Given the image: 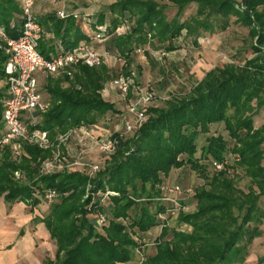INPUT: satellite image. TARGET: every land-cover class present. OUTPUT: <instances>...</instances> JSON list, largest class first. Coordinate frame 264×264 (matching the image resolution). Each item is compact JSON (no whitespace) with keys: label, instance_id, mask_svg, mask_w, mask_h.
<instances>
[{"label":"trees","instance_id":"16d2710c","mask_svg":"<svg viewBox=\"0 0 264 264\" xmlns=\"http://www.w3.org/2000/svg\"><path fill=\"white\" fill-rule=\"evenodd\" d=\"M169 1L179 10L172 20L167 18L166 5L160 0H116L106 12L89 19L75 14L60 19L53 13L46 18L53 22L58 33L63 31L58 53L74 49L82 40L90 41L101 27L104 38L115 35L110 43L119 56L127 59V75L131 54L136 49L150 44L154 49L175 51L184 46L181 41L175 42L184 31L197 43L203 31L226 29L232 16L250 28L256 54L242 64L228 63L211 69L187 93L173 95L163 105L149 102L146 120L135 130V136L131 140L123 138L116 152L104 158L100 171L92 178L80 170L43 173L41 162L50 158L53 148L26 145L18 161L12 160L9 148L1 153L0 196H4L6 203L23 202L35 209L46 202L47 190L59 194L47 214L36 217L57 245L55 259H48L47 264L130 261L141 240L137 231L144 233L160 224L158 214L164 207L160 205L156 212L149 207L160 196L158 185L162 175L185 165L208 181V188L195 193L196 210L179 215L180 221L190 224L193 231H173V238L166 240L169 227H163L157 238V253L142 264L243 262L249 245L262 233L264 210L259 201L264 198V126L256 128L254 116L264 107V0ZM19 2L0 0V27L8 38H17L21 33ZM191 2L198 4L196 16L180 20L182 11ZM212 16L223 23H211ZM125 20L134 22L131 31L116 34ZM85 22L93 25L92 33ZM4 44L0 37V46ZM53 50L47 47L42 35L40 51L49 58ZM7 61V54L0 48V120L7 96ZM75 68L68 87L60 79L49 80L51 106L40 114L39 123L32 126L48 132L56 144L59 136L69 129L96 125L107 112H116L114 103L102 95L104 84L111 79L110 68L106 64L95 67L79 64ZM64 77L70 78L67 74ZM220 125H224L228 138L218 133ZM202 135L207 136V143L197 156ZM123 147L128 154L122 152ZM230 155L236 158L234 164L251 177L247 193L236 188L230 178V170L235 167ZM216 164H222V168L218 169ZM16 171L23 173L21 179L15 178ZM99 191L102 196L93 202L92 196ZM106 191L112 194L101 204ZM234 208L241 216H235ZM100 211L108 218L102 226L96 224V213Z\"/></svg>","mask_w":264,"mask_h":264},{"label":"rangeland","instance_id":"374dc122","mask_svg":"<svg viewBox=\"0 0 264 264\" xmlns=\"http://www.w3.org/2000/svg\"><path fill=\"white\" fill-rule=\"evenodd\" d=\"M39 1L45 4L46 8L51 7V11L57 18L64 19L59 16V12L64 11L68 14L77 10L78 13L82 14L83 18H91L101 12H106L107 7L116 0ZM160 3L166 5L165 14L169 20L177 17L179 10L175 4L169 0H160ZM197 10L198 4L191 2L182 11L179 19L185 21L195 17ZM77 16L80 15L77 14ZM210 22L213 24H217L218 22L223 23L220 22L218 17L214 16L210 17ZM133 23V21L125 20L117 29L116 34L130 32ZM87 28L90 33L94 31L93 25L87 23ZM185 32H183V35L179 39L175 40V42L181 41V43H184V46H178L175 51L167 52L166 55L160 56L158 52L163 49H154L150 44L136 49L131 54L132 63L128 67V70H130L129 75L126 74L127 59L119 56L110 43L111 38L115 35H107L103 42L94 41V48L106 56L102 64H106L110 68L111 79L104 84L105 87L102 95L106 101L114 103L116 109V112H107L96 125L116 133L118 129L116 121L119 115L126 114L128 106L136 103L142 92H152L154 94L153 102L163 105L164 101L173 95L180 96L187 93L191 86L197 84L208 70L228 63L242 64L246 59L256 56L252 48L255 40L250 35V28L237 21V17L235 16L229 18V24L224 30L218 28L213 32L203 31L198 37L197 43L194 42V39L186 36ZM262 55L264 57V52ZM75 70L76 68L72 70V74L57 73L49 75L38 71L37 76L40 82V91L50 106L47 87L49 80L60 79L62 80L61 84L64 87H68L74 78L73 73ZM65 74L69 75L70 78L66 79L64 77ZM50 75L51 77H49ZM119 77L127 78L130 81L129 90L125 95L113 85V81ZM254 123L259 128L264 125V107L254 116ZM93 126L92 124H83L65 132L63 135L69 138L61 145L62 151L72 156L73 153L84 150L85 161L102 162L105 156L100 154L97 148H93V139L89 135ZM214 128H212V131H214ZM218 133L224 134L228 138L224 125H220V128L218 127ZM135 134L136 131L128 134L120 133L121 136L117 134L119 136L118 146L123 138L124 140H131ZM206 143L207 136H200L197 156L201 155L202 147ZM54 150L55 148H53ZM125 150L126 147H123L122 152ZM125 154H128V151H125ZM52 156L53 152L50 157ZM235 159L234 156L231 158L230 155L233 166L235 165ZM12 160L18 161L14 157H12ZM262 164L264 166V159ZM80 171L87 172L81 169ZM209 171L212 175L213 168L210 167ZM230 178L234 180L236 188L245 193L248 192L252 180L243 168L235 165L230 170ZM207 183L208 181L196 170H193L190 165L173 168L168 175H162V182L158 185L160 196L156 199L157 203L149 207L152 212H156L160 205L164 207V211L158 214L160 224L144 233L137 231L141 240L133 251L132 259L123 264H142L149 256L155 255L157 253V238L161 234L163 227H169L166 240L173 238V231L191 233L193 227L188 223L181 222L179 215L196 210L197 201L195 193L203 187L208 188ZM177 186L180 187V192L172 191ZM97 194V197L92 196V193L88 196H92L94 202L99 199L98 196H102V192L99 191ZM163 198L166 199L163 200ZM4 203L6 204L5 208L8 209L5 212L8 221L4 223V226L8 229V233L5 234L9 236L7 239L13 242V246L10 247L11 250L9 252L12 253L15 246L17 248L16 256H18V259L16 264H47L48 259H55L57 252L56 242L50 237L45 225L37 223L36 220V217H42L47 214L50 203L43 202L40 206L33 209L25 203L20 207L17 206V203H6L4 196H0V209ZM259 205L264 210V198L260 199ZM179 206L185 207L186 211L180 209ZM234 214L235 216H241L237 208H234ZM91 218L94 220L93 216ZM14 227H16L15 231H13ZM260 228L262 233L249 245L246 260L234 264H264V220L260 224Z\"/></svg>","mask_w":264,"mask_h":264},{"label":"built area","instance_id":"2783aa9c","mask_svg":"<svg viewBox=\"0 0 264 264\" xmlns=\"http://www.w3.org/2000/svg\"><path fill=\"white\" fill-rule=\"evenodd\" d=\"M20 3V18L22 20L20 35L17 38H8L4 29L0 27V37L5 41L4 46H0V48H3L8 56L6 64L7 96L0 120L2 125L0 130V155L6 148H9L12 156L16 160H21L26 145H37L43 149L55 148L53 156L42 163L41 170L43 173L81 169L86 170V173L92 178L100 171L101 162L85 161L84 150L77 152L74 156L65 154L61 149V145L68 140V136H59L56 144L51 140L48 132L41 129H32V126L38 124L40 114L50 108V104L40 91L38 71L48 75L57 73L72 74V70L79 64L90 67L100 66L106 56L94 48L93 42L105 41L103 29L101 27L96 30L90 41L83 40L74 49L64 50L60 53L56 52L47 58L40 51L43 29L35 13L37 0H20ZM59 16L66 18L68 14L61 11ZM158 54L162 56L166 55L167 52L161 50ZM113 85L125 95L129 90L130 81L127 78L119 77L113 81ZM153 98L154 94L152 92H142L138 101L128 106L116 133L100 128V133L95 134L91 130L89 135L93 139V148H97L105 158L114 154L119 142L117 134L132 133L141 127L146 120V107ZM216 167L221 169L222 164H216ZM15 177L21 179L23 173L16 171ZM172 191L180 192V187L177 186ZM110 194H112L110 191L104 193L101 204ZM58 197V192L53 189H49L44 193L45 201L50 204L56 201ZM165 199L163 198V200ZM179 208L186 211L185 207L179 206ZM107 221L108 218L103 212L96 213V224L98 226L104 225Z\"/></svg>","mask_w":264,"mask_h":264},{"label":"crops","instance_id":"0c3cea01","mask_svg":"<svg viewBox=\"0 0 264 264\" xmlns=\"http://www.w3.org/2000/svg\"><path fill=\"white\" fill-rule=\"evenodd\" d=\"M51 9H52L51 7L46 8L45 4H42L39 0H37L36 6H35V13H36L38 21L42 22V24L41 23L40 24H41L42 29H43L44 40L47 42V47L51 48V49H54L51 52V54H53V53H56L57 50H60V48H61V37L60 36L63 34V31L58 33V30H57V28H55L53 22H51L49 20H48L49 21L48 22L46 20V18L50 14L53 13L51 11ZM69 14H75L76 16H77V14H79L80 16L82 15L81 13H78L77 10L75 12L68 13V15ZM84 18H86V17H84ZM86 19H89V17L86 18ZM85 27L87 28V22H85ZM93 45H94V42H93ZM210 70H208V71H210ZM207 72L204 73V76L206 75ZM204 76L202 77V79L204 78ZM122 117H123V115H119V117H118V119L116 121V123H118V125H117L118 127L120 126V121H121ZM254 125H255V123H254ZM262 126H264V125H262ZM255 127H256V125H255ZM100 128H102V127H99L98 125H94L91 130H92V132L97 134V133H100ZM256 128H259V127H256ZM102 129H104V128H102ZM76 154L77 153H73L72 156H74ZM17 204H18L17 206L20 207L24 203L20 202V203H17ZM5 205L6 204L4 203L2 205V207H1V209H0V212H1L0 213V264H16V261L18 259V256H16L17 255V248L15 246L14 247V251L12 253L9 252L11 250L10 247L13 246L12 245L13 242H11L10 239H7V238H9V236H7L5 234V233H8L7 227L4 226L5 225L4 223L6 221H8V218H6L7 214L5 213V212L8 211V209L5 208L6 207ZM15 228L16 227L13 228V231H15Z\"/></svg>","mask_w":264,"mask_h":264}]
</instances>
